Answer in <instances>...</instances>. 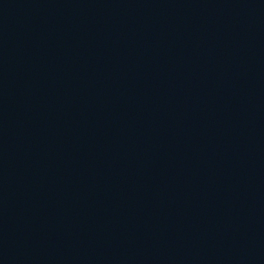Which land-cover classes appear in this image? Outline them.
<instances>
[{
  "label": "water",
  "instance_id": "obj_1",
  "mask_svg": "<svg viewBox=\"0 0 264 264\" xmlns=\"http://www.w3.org/2000/svg\"><path fill=\"white\" fill-rule=\"evenodd\" d=\"M0 264H264V0H0Z\"/></svg>",
  "mask_w": 264,
  "mask_h": 264
}]
</instances>
